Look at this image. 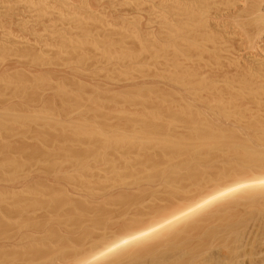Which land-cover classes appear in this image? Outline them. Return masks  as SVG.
<instances>
[{
	"label": "bare ground",
	"instance_id": "1",
	"mask_svg": "<svg viewBox=\"0 0 264 264\" xmlns=\"http://www.w3.org/2000/svg\"><path fill=\"white\" fill-rule=\"evenodd\" d=\"M230 1L231 0L180 1L182 20L181 25L179 24V30L182 31L181 41L179 40L177 42L175 37L172 36L169 42H167V48L168 53L171 51L170 55H172L173 58H175L177 54H179L182 58L183 71L182 75L178 77L181 78L180 80L183 88V95L181 97L182 99L180 100L181 102L179 101L180 104L173 106L171 104L173 101L170 102V99L174 97L173 95L176 92L174 91L175 93L173 95L171 94V96L167 95V98L171 97L169 99L171 108L169 107V109H166L168 106H162L161 103L157 104H160L163 107L161 108L159 105L160 113L163 109L164 111L167 110L168 122H164L165 117L162 118L163 121H160V119H158L156 116L157 120L164 124L159 123L160 125H158V121H156V125L153 124L156 120L154 119V113H157L156 111L153 113V118L151 117V120H154L153 123L151 120H149L151 123L146 122L142 125L143 127L131 129L134 127L132 125L133 122H137L138 124V121L140 120V123L142 120L140 117L139 120L138 118H134L135 121L132 123L131 121L130 124L126 123L129 125V131L132 133L121 132L119 133L120 135H115L114 137H111L110 134V136H106L109 138L106 139L105 146L102 145L104 138L103 140L101 139L102 141L99 139L101 144V147L99 146V148L97 147L98 144L96 143L98 142V139L96 140L97 137H95L94 139L96 140L95 143L97 149L96 147H92L90 150L87 149V147L86 149L90 151L84 149L83 151L85 152L79 153L74 157L72 155L73 153L67 154V151L70 150L71 147L69 149L70 144H66V147L68 146V149L64 147L66 149V153H64L65 149L62 148L61 149L63 151H60L61 149H58L59 151H55L59 154L60 152L61 154L63 152L65 157L67 155V158H64V156L60 154L61 158H64L63 161L67 162V165L68 162L70 163V170H68V168L66 169L69 171L68 176L63 178V175H60L62 176V179L60 178L58 181L53 182L52 184H48L49 181L46 180H44L46 182L43 183L42 179L41 183L43 184L36 183V181L35 184L38 185L36 186L33 184V187L26 188L25 193L21 192L22 195L18 193L16 196L9 195L8 197L4 196V198H0V264H80V262L84 259L90 261L91 264H233L237 262L238 258V264H241L239 263L240 258H245L243 261L250 260V263L251 261H256L257 264L264 263V187H261L258 183H256L258 179L264 177V98L261 97L263 90L262 88L255 87L253 84H250L247 81L236 84L230 79L231 77H228L229 72H227L228 74L225 72V70L224 72H221L218 68V72H221V75H218L219 79H214L215 84L212 86V92H209L211 91V87L209 82L206 81L205 77L207 70H214V68H216V66L218 67L220 64L215 60V55L219 47L216 45V39L218 38H216L210 30L211 23L212 20L216 21V19L219 18L223 19L224 16H226V11L229 14L231 9L234 8L232 5L235 4L231 3ZM244 3L246 4V2L243 1V4ZM238 9L240 10V8ZM214 25L216 26L217 24ZM95 26L97 25L95 24ZM89 27H87L88 30H91ZM84 28H86V26H84ZM111 32L113 33V31ZM118 32L119 31L117 30V34ZM113 34L111 36H113ZM79 35L81 36V34ZM247 35L248 33L246 36ZM105 43H107V40ZM219 43L221 44V41L218 42V44ZM84 44H86V42ZM69 45L71 46V44ZM69 45L66 44L65 47ZM252 45H254L253 42ZM101 46L102 44L100 43V47ZM103 47L105 46L103 45ZM158 47H160L159 44ZM85 48H87V46ZM238 49H240V47ZM90 50L88 52H90ZM91 51L94 50L92 49ZM24 52L28 53V51L25 50ZM71 52L74 53L72 49L70 54ZM20 54L21 53H19V55ZM29 54L31 53H28V55ZM220 54L222 53L220 52ZM217 56H219V54ZM170 60L172 61V59ZM228 60H230V58ZM163 64L164 62L162 65ZM82 65L83 64H81V66ZM124 65H126V62ZM171 65L172 64H170V66ZM228 69L230 68L228 67ZM218 72H216V74ZM13 76L16 77L17 75ZM17 78L20 79L19 75L16 77V79ZM16 79L14 78V80ZM36 83L35 85L33 84V86H36ZM31 86L29 85V87H27L30 88ZM43 86L45 87V85ZM49 87L50 86L47 88ZM5 88L6 87H4L3 90H5ZM55 88H57V86ZM79 88L82 90L80 85ZM85 88L86 87H84V89ZM47 90L48 89H46L45 92ZM21 91L24 93V90ZM29 91L30 90H28L27 93ZM33 91L34 92L30 91V93L32 92V94H34L36 90L33 89ZM155 93H157V91ZM170 93L171 92L169 91V94ZM176 96L179 97L178 94ZM17 97L19 98V96ZM30 97L31 96H29V98ZM84 97H87V95ZM115 97H113V99ZM5 98H3L4 101ZM61 98L63 99V96ZM67 98L68 97L65 99L64 97V99L61 100H65L64 102L66 103L69 101L71 104L76 100L72 96L70 97L74 99L72 101L70 98V100ZM116 98H118V96ZM119 98H122V96ZM149 98H151L150 95ZM8 99L10 100V98H7V100ZM32 99L31 103L33 101ZM27 100L29 101V99ZM36 100L38 101V99ZM51 100L54 101V99ZM167 100L168 99H166V102H168ZM158 101H160V99ZM77 102L80 105H77ZM98 102L95 104L99 107L101 101L100 103ZM50 104L51 103H49V105ZM82 104L83 102L77 100L73 105H77V107L89 106V110L94 108L93 106V108H90V105L87 106L86 102L84 105ZM150 104H152V106H156V104H153L152 101H150ZM52 105L51 107H53ZM102 105H104V103H102ZM147 105L145 104V106ZM21 106L23 107V105ZM149 106L151 105H148V107ZM44 108H47V106ZM66 108L67 107H65V112H68L66 110H69L70 112V109ZM97 108L96 112L99 110V108ZM102 108L105 110V106ZM151 109L153 110V108ZM22 110L23 109H21V112ZM102 110L103 109L100 110L101 113H104ZM18 111L21 113L20 110ZM65 112L63 115H65ZM69 112L66 115L67 118L69 116L68 114L72 113V110L70 113ZM86 112L88 113V110ZM23 113H27L26 110H23ZM145 113L146 111L144 114ZM50 115L51 114L49 113V116ZM66 116L64 119H66ZM140 116H142V114ZM2 117L4 121L7 119L12 121L15 120L13 116L12 118L11 116H5V114ZM6 117L8 118L6 119ZM38 119L39 117L37 120ZM47 119L48 118H46V121ZM25 120H23L24 123ZM33 121L35 122V118ZM0 122L2 121L0 120ZM53 122L57 123L55 121ZM5 123L7 128V122ZM9 123L10 122H8V124ZM20 123L23 122L20 121ZM37 123L39 124L40 120H38ZM42 123H40V125H42ZM47 123L50 125L49 121H47ZM47 123H43L42 125L46 129L48 127H46L44 124ZM58 124L59 123H57V125ZM75 125H73L74 127H72V129L75 128ZM19 126L20 125H18V127ZM52 126L55 127L54 125H50V127ZM89 126H87L85 129L78 124L76 130L77 132L72 129H70L72 132L66 129L65 130L69 136H71L72 133L76 135V133L79 132V134H77L78 136L75 137V140H78L81 134L93 135L91 133H95V131H97L96 129H91V126L90 130L88 128ZM14 129L12 130L16 131V128ZM22 130L24 132V129L22 128L20 130L21 132H19L17 128L19 134H23ZM45 130L41 131L43 134L46 133L47 136H50L46 132L48 129L46 131ZM49 131L51 130L49 129ZM3 132L6 135L11 133L2 131V133ZM37 132L39 133V130ZM53 134L55 135V133ZM58 134L59 133H56L55 137L59 136ZM40 135L41 134H39V136ZM41 136L42 138L43 136L45 137V135ZM51 137L52 136L45 138L53 140ZM72 137L74 138L73 135L71 138ZM7 138L12 141L11 137H6V139ZM37 138L39 139V137ZM84 138L86 140L88 137L86 138V136H83L82 138L81 136L83 141ZM68 139L70 138H67V140ZM94 139L92 140L93 143ZM40 141L43 142V139ZM44 141L49 142L47 139ZM27 142L28 144L30 143L29 141ZM58 142L62 143V140H58ZM63 142L66 141L64 140ZM76 142L77 141H75V143ZM17 143L18 142L16 141V144ZM10 144L4 147L10 150ZM45 144L46 143H44V145ZM32 145L34 146L33 143ZM1 146L3 147V145ZM12 146L14 145L12 144ZM57 146L62 147L60 144H57ZM2 147H0L1 150ZM29 147L28 149L31 150ZM5 148L3 149V152L7 150ZM39 148L41 149V147ZM39 148L36 149L35 146V149L39 150L40 152ZM46 151L48 152L47 149ZM46 151L43 154H46ZM53 151L48 153L49 156L58 155L56 152L54 154ZM73 151L75 152V150ZM8 152L6 151V153ZM12 152L10 150L9 153ZM15 153L19 154V152ZM20 154L22 153L20 152ZM36 154L31 155L33 157L32 162L37 160L34 159L36 158L34 157ZM3 155H1L2 160L0 163H3L2 161H7L10 156H7V154L4 156ZM60 155L57 157H59L61 162H54L55 164L60 163L59 167L63 162L60 158ZM5 156L7 160L5 159ZM47 156V154L45 156L43 155L41 159L44 161L43 158H47ZM52 156L51 158L54 160ZM10 157L13 159V156ZM24 157L26 159V155ZM57 157L55 160L58 159ZM19 158H17V156L16 158L14 157V159H18L17 162H19ZM46 158L45 161L51 160V158ZM42 160L41 163L43 162ZM19 163L22 164L23 162L20 161ZM54 163L52 161L50 163L52 164L53 168L56 166H54ZM27 165L30 166V164ZM15 166L13 167L15 168ZM23 166H25V163H23ZM40 166H42V164ZM45 167L46 168L43 166L42 168L40 167V170H42V172L44 171V174L48 173L49 171L50 172L48 175L54 174L55 170L51 171L50 168L47 166ZM10 169L11 168L8 170L7 167L6 170L13 171ZM44 169H46L47 172ZM55 169L58 170V165ZM6 170H4V172ZM24 171L26 170H23V174ZM59 173L60 172L57 174ZM64 173L65 172H63V174ZM0 175L2 176L4 174ZM11 176L12 175H10V177ZM15 177L12 178L14 179ZM55 177L57 178L59 175H56ZM55 177L54 179L56 180ZM241 185L248 186L241 187ZM11 193L12 192H10V194ZM247 221L249 222L250 226L248 228L243 227L242 225H246ZM252 247H254L255 250L252 249ZM249 248H251L253 251L247 250ZM246 257H249L248 260H246ZM232 261L233 263H231ZM256 263L253 262V264Z\"/></svg>",
	"mask_w": 264,
	"mask_h": 264
},
{
	"label": "rangeland",
	"instance_id": "2",
	"mask_svg": "<svg viewBox=\"0 0 264 264\" xmlns=\"http://www.w3.org/2000/svg\"><path fill=\"white\" fill-rule=\"evenodd\" d=\"M180 1L181 0H0V51H1L0 52V81H1L0 82L1 84L0 85V90H1L0 120L2 121L0 122V140H1L0 142L2 143V144L0 143V147H2L1 145H3L4 147L11 143L10 145H11V148L13 149L12 150L11 148H9L11 152L13 151L12 153H9L10 150L4 147L5 149H7L6 150L7 152L9 151L8 153H6V151L3 152V149H4L3 147H2V150L0 148L1 150L0 151V161L2 160L1 155L3 154L4 155L7 154V156L8 155L13 156V159H11V157L9 156L8 160L5 156V159L7 161H2L3 163H0V174H4L2 176L0 175V198L1 197L4 198V196L8 197L9 195L16 196L18 193L22 195V193H25L26 188L33 187L32 186L33 184L37 186L38 184H35L36 181H37L36 183H39V184H43L46 181H49L48 184L49 183L52 184L53 182L58 181L62 177L60 175H63V178L68 176L69 171H67L66 169L68 168V170H70V163L68 162V165H67V162L63 161L64 158H67V155L66 157L63 155L64 153H66V149H68V146L66 147V144L67 145L70 144L69 149L71 147V149L67 151V154L73 153L72 155L74 157L75 155L79 153L85 152L83 150L86 149L87 147H88L87 149H90V150L92 149V147L95 148L96 143L98 144L97 145L98 148L99 146L101 147L99 139L103 140L104 138V141L102 140L101 141H102V145L105 146L106 145L105 141L106 139L109 138L106 136L108 135L110 136V134H111V137H114L115 135H120L119 133L121 132L122 133L123 132L132 133L129 131V128H128L129 125H127L126 123L130 124V121L132 123L133 121H135L134 118H138L139 120V117H140V119H142L143 121L145 120L146 121L143 122L141 120L142 123L141 122L139 123L140 121L139 120L138 124L137 122L135 123L133 122L134 124L132 123V125L134 127H132L131 129H138L140 127H143L142 125L146 122L153 123L154 120L153 119L151 120V117L153 118L154 115H155L154 119L156 120L153 124L156 125V121H158V125L164 124L160 122V121H163L162 118L164 117H165L164 122L165 123L168 122L167 110L166 111H164V109L161 110V113L164 112L163 113L165 115L164 116L163 114L160 113V107H159L160 104L159 105L157 104L161 103L162 106L164 105L168 106L166 109H169L171 104L172 106L179 105L181 102L180 100L182 99L181 97L183 95V88H182V84L180 80L181 78L178 77L182 75V71H183L182 58L180 57L179 54H177L176 57L173 58V56L170 55L171 51L168 53V48H167L168 47L167 42H169L172 36L175 37L177 42L179 40L181 41L182 31L179 30L180 25H181V20H182L181 11H180V5H181ZM243 1L246 2L247 5L245 3L243 4ZM230 2L235 3L232 6L234 8H236L237 6L236 8L237 10L232 8L231 9L232 12L231 11L229 12L230 15L226 11L225 12L226 16H224L223 19L219 18V19H216V21L212 20L211 27H210V30L212 31L213 35H215V37L218 38L216 39L217 40L216 45H218L219 48L215 55L216 58L218 59L215 58V60L220 64L218 65V67L216 66V68H214L215 71L213 69H209L207 70L208 73L207 72L205 73L206 81L209 82V85L211 87L210 89L211 91L209 92H212V86L213 84H215L214 79L218 78L219 77L218 75H221V72H224L225 70L226 73L229 72V74L227 73L228 77L229 78L231 77L230 79L236 84L247 81L248 83L253 84L255 87L262 88L263 94L261 97L264 98V54H263L264 53V36H263L264 35V20H263L264 19V0H231ZM238 8H240V10ZM256 13L257 14L259 13V14L257 15ZM251 14H252V17H251ZM213 23L217 25L215 26ZM95 24L97 26H95ZM88 25L92 27H89ZM84 26H86V28H84ZM87 27L91 28V30L90 29L88 30ZM117 30L119 31L118 32L119 35L117 34ZM111 31L115 33L113 34ZM103 32H104V35H103ZM78 33L81 34V36ZM247 33L248 35L246 36ZM112 34L113 36H111ZM158 35H161V36H158ZM162 36H166V37H162ZM54 38L56 39V41ZM82 38L84 39V41ZM109 39L111 40V42ZM106 40H107V43H105ZM219 40L221 41V44L220 43L218 44V42H220ZM247 40L250 41V45H249V41ZM85 42L86 44H84ZM252 42L254 45H252ZM100 43L102 44L101 47H100ZM66 44L68 45L71 44V46L69 45L65 47ZM158 44L160 47H158ZM84 45L85 47L87 46L88 50L87 48L84 47ZM88 45L91 47V50L93 49L94 51H91ZM103 45L105 47H103ZM239 47L240 49H238ZM71 49L72 51H74V53L71 52L70 54ZM24 50L28 51V53H31V54L28 55V53L27 52L25 53ZM89 50L90 52H88ZM220 52L222 54H220ZM250 52L253 54H251ZM19 53L21 54L19 55ZM233 53H236V54H233ZM218 54L219 56H217ZM229 58L230 60H228ZM170 59H172V61ZM125 62H126V65H124ZM163 62L164 64L162 65ZM169 63L172 65L170 66ZM227 63H228V66H227ZM81 64H83L85 68L83 65L81 66ZM228 67L231 70L228 69ZM218 68L220 69L221 72H218ZM154 69L156 72L154 71ZM216 72H218L219 74L218 73L216 74ZM13 75L15 76L17 75L16 77H18L19 75L20 79L19 78L16 79V77H14ZM209 76L210 77L212 76V77L210 78ZM14 78L16 80H14ZM33 80H37V81H33ZM41 82H42V87H41ZM35 83H36V86H33V84L35 85ZM26 85L28 87L29 85L30 86L32 85V86L28 88ZM43 85H45V87ZM79 85L82 90H80ZM48 86H50L49 88L51 90L47 88ZM56 86L57 88H55ZM4 87H6L5 90H3ZM84 87L86 88L84 89ZM152 87L154 90L152 89ZM157 88L161 91H159ZM33 89H35L36 91L38 90L37 92L35 91L36 94L35 93L32 94V92H34ZM46 89L48 90L45 92ZM171 89L173 90V92ZM21 90H24V93H22ZM28 90L32 92L30 93L29 91L27 93ZM152 90L153 92L157 91V93L155 92L153 93ZM169 91L171 92L170 94H169ZM21 93H22V97H21ZM59 93L63 96V99L64 97L65 99L66 97H68L67 99L68 100L71 99V101L76 99L74 103H76V101L79 100L80 102H83L82 105H84V103L86 102L87 106L90 105V108L92 106L94 108L92 107L93 109L91 110H89L88 108L89 106L88 107L82 106L83 108L81 106H78L80 107L78 108L77 105H80L78 102H77V105H73L74 103L72 102L71 104V102L69 103V101L67 102L68 103L67 104L66 102H64L65 100L62 101L63 100L61 98L62 96ZM82 93L84 94V96L87 95V97H84ZM31 94L35 96L36 98L33 97ZM171 94L172 95L174 94L173 95L174 97L172 96L173 97L172 99H170L171 97L167 98V95L171 96ZM177 94L179 97L176 96ZM50 95L51 96L53 95L52 98ZM116 95L118 96V98H116L117 97ZM149 95L151 98H149ZM17 96H19L20 99ZM29 96H31L30 97L31 99L33 98L32 103H31V99L29 98ZM71 96L74 99L70 98ZM121 96L123 99L119 98ZM160 96H163L164 98ZM113 97H115L114 99L116 100H114ZM1 98L2 99L5 98V101L4 99L2 100ZM7 98H10V100L8 99L9 100L8 101ZM27 99H29V101ZM36 99H38V101ZM51 99H54V101H52ZM92 99L93 100L95 99V100L93 101ZM159 99L162 102L158 101ZM166 99H168L167 100L168 102H166ZM169 99H170V102L173 101L174 103L172 102L170 104ZM35 101L38 103H36ZM150 101H152L153 104H156V106L155 105L152 106V104H150ZM34 102L37 104V106ZM97 102L100 103L99 107L96 105ZM49 103L51 104L49 105ZM102 103H104V105H102ZM145 104L146 105L148 104L151 106L148 107V105L145 106ZM167 104H170V105H167ZM21 105H23V107ZM24 105L26 107L28 106L27 108L29 110ZM51 105L55 108L51 107ZM60 105H61V108H60ZM94 105L99 108V110H97L98 113L96 112L97 107H95ZM101 105L102 107L105 106V110L104 108L101 107ZM45 106H47V108H44ZM157 106L159 107V109ZM162 106L161 108H163ZM49 107H51L52 109ZM65 107H67L66 109H70V112L72 110V113H70L69 110H66L70 113L68 114L69 115L68 118L66 116L68 112L67 113L65 112ZM12 108H13V111L15 112L12 111ZM74 108L75 109L78 108L76 109L77 111ZM151 108H153V110ZM21 109H23L24 111L26 110L27 113H23V110L21 112ZM101 109H103L102 111H104V113L103 112L101 113L100 111ZM18 110H20L21 113H19ZM87 110H88V113L86 112ZM145 111L146 113L144 114ZM156 111L157 113H154ZM64 112H65V115H63ZM49 113L51 114L50 116H49ZM4 114L5 116L7 115L8 117L13 116L15 120L14 119H13L14 121L8 120L7 119L8 117H6L7 120L4 121L2 117L4 116ZM141 114L143 117L140 116ZM43 116L48 118L47 121H49V124L54 125L55 127L53 126L50 127V125H48L46 121V118H44ZM65 116H66V119H64ZM156 116L158 117V119H160V121L157 120ZM19 117L21 118V120ZM38 117H39L38 120H40V123L42 122L47 123L44 125L48 127L47 128L48 130L44 126H42L43 123L42 125H40V123L39 124L37 123ZM12 118H9V119H12ZM18 118H19V121H18ZM29 118H32L33 120L35 118V122ZM23 120H25V123ZM149 120H151V122H149ZM20 121H22L23 123H20ZM53 121L59 124L57 125V123H54ZM5 122H7V128H6ZM8 122L10 123L8 124ZM75 123L77 126L79 124V126L84 127L85 129L87 126L90 125L92 128L89 126L88 127L89 129L90 128L93 130L96 129L97 131H95V133H91L93 135L81 134L78 139L79 141L75 140L76 139L75 137L78 136L77 134H79V132L76 133V135L72 133L74 138L73 137L71 138L72 135L69 136V134L66 131V130L70 131V129L74 127L73 125H75ZM18 125L20 126L18 127ZM76 125H75V128H73L72 130L74 131L77 130ZM83 125H86V126H83ZM30 126L33 128H31ZM37 127L38 128L41 127L40 129L43 131L46 129L47 131L46 130L45 131L47 132V134L52 136L51 139L53 140L55 139V140L53 141L48 138H45V137H50V136H47L45 132H44L45 134H43V132ZM14 128H16V131L12 130ZM17 128L19 132H21L20 131L21 128L24 129L25 133L22 130L23 134L22 133L19 134V132L17 131ZM61 128H63L64 131ZM34 129H37V130H34ZM49 129L51 131H49ZM38 130H39V133L37 132ZM2 131H6L7 133L11 132V133L7 134L8 135L7 136L6 134H4V132L2 133ZM59 131L62 133H60ZM99 131H100V134H99ZM50 132L55 133V135L56 133H59L58 134L59 136L55 137V135ZM101 133H102V136H101ZM29 134H32V135H29ZM39 134L45 135V137L43 136L42 138V136L41 135L39 136ZM19 136L22 138H20ZM81 136L82 138L83 136H86V138L87 137L88 138L86 140L84 138V141H83L81 139ZM6 137H9V138L11 137L12 141L7 138L9 140L8 142ZM37 137H39V139ZM95 137H97L96 140L98 139L99 143L98 142L95 143L96 141L94 139ZM67 138H70V139L67 140ZM42 139H43V142L46 143L45 145L43 142L40 141ZM46 139L49 142H45L44 140ZM57 139L62 140V143L58 142ZM72 139L77 142L75 143V141H73ZM80 139L83 142H81ZM93 139H94V143L92 141ZM64 140L66 142H63ZM16 141L18 142L17 144H16ZM27 141H29L30 143L28 144ZM91 141H92V144H91ZM31 142L34 144V146L32 145ZM12 144L15 147L12 146ZM57 144L58 145L60 144L62 147H58ZM47 145L51 148H49ZM35 146H36V149L41 147V149L39 148L40 152L39 150L35 149ZM28 147L31 148V150H29ZM43 147H45L48 150V152ZM61 148L65 149L64 153L62 152L61 154L60 152V154L63 155L64 158H61V155L55 151ZM24 149H27V150H24ZM62 149L60 151H63ZM44 150L46 151V154L48 156H49L48 153H50V151H53L54 154L56 152L58 154L57 156L60 155V158L63 161L61 163V166L59 167L60 163L57 164L58 162H61V160L59 159V157L55 155L52 156L50 154L54 158V160L51 158V156L49 157L47 156V158L48 159L51 158V160L45 161V158H46L45 157L43 158L44 159L43 161L41 158L43 155L44 156L46 155V154H43L45 152ZM73 150H75V152ZM90 150H87V151H90ZM15 152H19V154ZM20 152L23 154V157H22V154H20ZM35 152L38 154H36ZM33 154H36L34 155V157H36L34 159H37L34 162H32L33 157L31 156ZM18 155L20 156V158ZM25 155H26V159L24 157ZM16 156L17 158H19V162L22 161L23 163H25V166H23V163L21 164L17 162L18 159H14V157L16 158ZM56 157L59 160L58 159L55 160ZM40 159L43 161L42 163ZM51 161L53 163L55 161L57 162L56 164L54 163V166L56 165L54 168L52 167V164H50ZM31 162L33 163V165L35 163L36 164L33 166ZM27 164H30V166ZM41 164L44 168H46L45 166H47L48 168H50L51 171L55 170L54 174L48 175L50 172L49 169H48L49 172L44 174V171L42 172V170H40L42 168V166H40ZM15 165H18V166H15ZM57 165H58V170L55 169L57 168ZM13 166H15V168ZM7 167H8V170L9 168L11 169L14 168L12 169L14 172L7 171L6 170ZM28 168H29V171H28ZM3 169L6 171L4 172ZM36 169L40 171H37ZM23 170H26L24 171V174H23ZM44 170L47 172L46 169ZM63 170H66V171H63ZM56 171L60 173L57 174L58 172ZM61 171L65 173L63 174V172ZM26 174L27 175L29 174V175L27 176ZM10 175L12 176L10 177ZM56 175H59V177H57L58 179L55 177ZM12 177H15V178L13 179ZM54 177L56 178V180L54 179ZM42 179H43V183H41ZM10 192L12 193L10 194ZM247 223H246L247 226L246 225H242V226L248 228L250 224L248 221ZM250 249L251 248L247 250L253 251L252 249H254V247H252L251 250ZM248 258L249 257H246V260H248ZM238 260L239 258L237 259V262H235L234 260L235 263H233V261L231 263L238 264ZM243 260H245V258H240L239 263L241 264H244V262L245 264H253V262L256 263V261H251L250 263V260L249 261H243ZM260 264H264V263H260Z\"/></svg>",
	"mask_w": 264,
	"mask_h": 264
},
{
	"label": "snow or ice",
	"instance_id": "3",
	"mask_svg": "<svg viewBox=\"0 0 264 264\" xmlns=\"http://www.w3.org/2000/svg\"><path fill=\"white\" fill-rule=\"evenodd\" d=\"M256 183H258L261 187H264V177H261L260 179H258L256 181ZM248 185H241V187H247ZM207 203V201H206ZM179 218V217H178ZM80 264H91L90 261H88L87 259H84L80 262Z\"/></svg>",
	"mask_w": 264,
	"mask_h": 264
}]
</instances>
